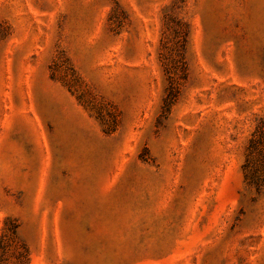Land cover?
I'll use <instances>...</instances> for the list:
<instances>
[{
    "label": "rangeland",
    "instance_id": "rangeland-1",
    "mask_svg": "<svg viewBox=\"0 0 264 264\" xmlns=\"http://www.w3.org/2000/svg\"><path fill=\"white\" fill-rule=\"evenodd\" d=\"M264 0H0V264H264Z\"/></svg>",
    "mask_w": 264,
    "mask_h": 264
},
{
    "label": "trees",
    "instance_id": "trees-1",
    "mask_svg": "<svg viewBox=\"0 0 264 264\" xmlns=\"http://www.w3.org/2000/svg\"><path fill=\"white\" fill-rule=\"evenodd\" d=\"M262 146H264V125L259 127L255 134H253L252 138L249 140L247 149L251 155Z\"/></svg>",
    "mask_w": 264,
    "mask_h": 264
}]
</instances>
